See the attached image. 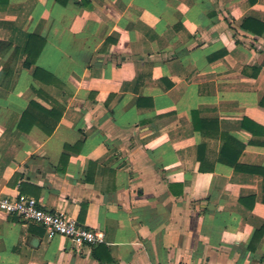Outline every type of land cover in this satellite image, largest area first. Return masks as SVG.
Returning <instances> with one entry per match:
<instances>
[{
  "label": "crops",
  "instance_id": "crops-1",
  "mask_svg": "<svg viewBox=\"0 0 264 264\" xmlns=\"http://www.w3.org/2000/svg\"><path fill=\"white\" fill-rule=\"evenodd\" d=\"M248 20L264 26V0H0V199L105 239L0 210V264H264V32Z\"/></svg>",
  "mask_w": 264,
  "mask_h": 264
},
{
  "label": "built area",
  "instance_id": "built-area-1",
  "mask_svg": "<svg viewBox=\"0 0 264 264\" xmlns=\"http://www.w3.org/2000/svg\"><path fill=\"white\" fill-rule=\"evenodd\" d=\"M0 210L18 216L24 222L44 227L51 237H67L78 246H95L105 241L103 234L81 225L78 220L64 212L46 210L43 203L34 197L1 198Z\"/></svg>",
  "mask_w": 264,
  "mask_h": 264
},
{
  "label": "trees",
  "instance_id": "trees-1",
  "mask_svg": "<svg viewBox=\"0 0 264 264\" xmlns=\"http://www.w3.org/2000/svg\"><path fill=\"white\" fill-rule=\"evenodd\" d=\"M248 23H250L249 20L248 21H245V23L242 26L245 30H250V31L254 32L257 35H262L263 34V32H264V26H261L260 29H258V30H256V29L255 30H252V28L249 26ZM33 38H34V35H32L31 40L29 42V45L27 47V51L29 53V59H28L27 64L29 66H32L35 63V61H36V59H37V57H38V55H39V53L41 51V47H38L36 50H34V46H33L32 49H29L30 43L32 42ZM38 71H39V69L36 71V75H38ZM257 71H258L257 73H259L260 69H258ZM256 235H258V232L255 233V236Z\"/></svg>",
  "mask_w": 264,
  "mask_h": 264
}]
</instances>
